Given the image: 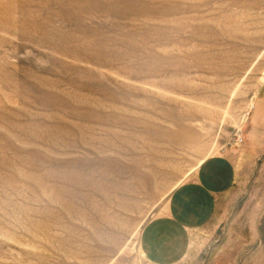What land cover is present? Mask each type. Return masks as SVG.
I'll list each match as a JSON object with an SVG mask.
<instances>
[{"label": "rangeland", "instance_id": "rangeland-1", "mask_svg": "<svg viewBox=\"0 0 264 264\" xmlns=\"http://www.w3.org/2000/svg\"><path fill=\"white\" fill-rule=\"evenodd\" d=\"M210 156L234 207L175 264H264V0H0V264H154Z\"/></svg>", "mask_w": 264, "mask_h": 264}, {"label": "crops", "instance_id": "crops-1", "mask_svg": "<svg viewBox=\"0 0 264 264\" xmlns=\"http://www.w3.org/2000/svg\"><path fill=\"white\" fill-rule=\"evenodd\" d=\"M236 169L222 156H210L169 191L163 210L142 229L140 247L154 264L182 261L194 234L225 222L236 200Z\"/></svg>", "mask_w": 264, "mask_h": 264}, {"label": "bare ground", "instance_id": "bare-ground-1", "mask_svg": "<svg viewBox=\"0 0 264 264\" xmlns=\"http://www.w3.org/2000/svg\"><path fill=\"white\" fill-rule=\"evenodd\" d=\"M135 235V234H134Z\"/></svg>", "mask_w": 264, "mask_h": 264}]
</instances>
